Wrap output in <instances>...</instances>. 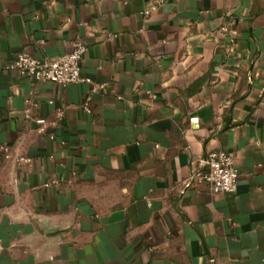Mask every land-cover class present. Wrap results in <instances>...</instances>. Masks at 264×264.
<instances>
[{
  "label": "crops",
  "instance_id": "0c3cea01",
  "mask_svg": "<svg viewBox=\"0 0 264 264\" xmlns=\"http://www.w3.org/2000/svg\"><path fill=\"white\" fill-rule=\"evenodd\" d=\"M76 39L90 85L9 68ZM0 264H264V0H0Z\"/></svg>",
  "mask_w": 264,
  "mask_h": 264
},
{
  "label": "built area",
  "instance_id": "2783aa9c",
  "mask_svg": "<svg viewBox=\"0 0 264 264\" xmlns=\"http://www.w3.org/2000/svg\"><path fill=\"white\" fill-rule=\"evenodd\" d=\"M85 51L86 47L83 42L76 39L70 53L59 56L53 61L38 59L26 53H18L9 68L20 73L34 86L47 83L61 86L78 83L90 85V80L81 77L80 74ZM84 109L89 113L87 103ZM37 124L43 125L44 121L39 120ZM200 167V170L195 173V177L198 182L205 183L212 194H232L236 191L238 169L232 153L210 151L201 159Z\"/></svg>",
  "mask_w": 264,
  "mask_h": 264
}]
</instances>
